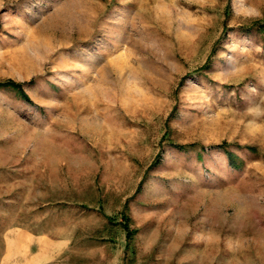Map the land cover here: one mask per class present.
<instances>
[{
  "label": "rangeland",
  "instance_id": "374dc122",
  "mask_svg": "<svg viewBox=\"0 0 264 264\" xmlns=\"http://www.w3.org/2000/svg\"><path fill=\"white\" fill-rule=\"evenodd\" d=\"M20 224L52 264H264V0H0Z\"/></svg>",
  "mask_w": 264,
  "mask_h": 264
},
{
  "label": "crops",
  "instance_id": "0c3cea01",
  "mask_svg": "<svg viewBox=\"0 0 264 264\" xmlns=\"http://www.w3.org/2000/svg\"><path fill=\"white\" fill-rule=\"evenodd\" d=\"M2 236L0 264H52L69 245V236L23 224L7 226Z\"/></svg>",
  "mask_w": 264,
  "mask_h": 264
},
{
  "label": "trees",
  "instance_id": "16d2710c",
  "mask_svg": "<svg viewBox=\"0 0 264 264\" xmlns=\"http://www.w3.org/2000/svg\"><path fill=\"white\" fill-rule=\"evenodd\" d=\"M8 84H10V85H12L13 87H15V88H18V90H19V92H20V94H21V97L23 98V99H26L27 100V95L24 93V91H22V89L20 88V84H18V83H14V82H12V81H10V82H7ZM223 145V144H222ZM224 146V145H223ZM229 153V152H228ZM230 154V153H229ZM232 164H234L233 162H232V160L230 161ZM127 221H125V223H124V228H127V223H126ZM128 233V232H127Z\"/></svg>",
  "mask_w": 264,
  "mask_h": 264
}]
</instances>
